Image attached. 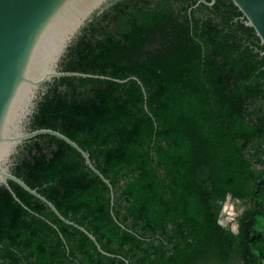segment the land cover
<instances>
[{
  "label": "trees",
  "instance_id": "16d2710c",
  "mask_svg": "<svg viewBox=\"0 0 264 264\" xmlns=\"http://www.w3.org/2000/svg\"><path fill=\"white\" fill-rule=\"evenodd\" d=\"M117 0L67 46L0 184V264H264V46L231 0ZM244 205L236 232L222 203Z\"/></svg>",
  "mask_w": 264,
  "mask_h": 264
},
{
  "label": "water",
  "instance_id": "95a60500",
  "mask_svg": "<svg viewBox=\"0 0 264 264\" xmlns=\"http://www.w3.org/2000/svg\"><path fill=\"white\" fill-rule=\"evenodd\" d=\"M115 1L117 0H0V184L20 202L8 181L19 184L42 200L59 219L87 234L102 253L106 252L91 233L66 219L51 201L17 177L10 166L11 157L17 152L19 145L37 135L50 134L76 149L88 167L108 185L112 195L109 180L93 165L89 154L74 140L51 128L31 130L27 126L38 94L53 78L78 76L120 82L127 80L62 71L58 67L67 46L80 30L100 10ZM214 1L206 3L211 5ZM231 1L242 13L244 24L254 29L264 46V0ZM261 54L264 56V51Z\"/></svg>",
  "mask_w": 264,
  "mask_h": 264
},
{
  "label": "rangeland",
  "instance_id": "374dc122",
  "mask_svg": "<svg viewBox=\"0 0 264 264\" xmlns=\"http://www.w3.org/2000/svg\"><path fill=\"white\" fill-rule=\"evenodd\" d=\"M222 210L220 212V221L222 225L233 232L237 229V217L244 208L238 200L227 197L222 203Z\"/></svg>",
  "mask_w": 264,
  "mask_h": 264
}]
</instances>
